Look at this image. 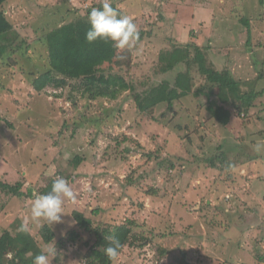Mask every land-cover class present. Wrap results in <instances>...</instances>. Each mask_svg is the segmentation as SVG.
Masks as SVG:
<instances>
[{"label": "rangeland", "instance_id": "1", "mask_svg": "<svg viewBox=\"0 0 264 264\" xmlns=\"http://www.w3.org/2000/svg\"><path fill=\"white\" fill-rule=\"evenodd\" d=\"M5 1L3 9L12 23L25 27L23 38L31 48L28 61L16 55L5 66L0 64V181H25L24 190L33 188L35 196L51 179L65 175L76 201L65 200L64 222L50 225L31 221L33 199L2 200L0 236H16L17 246L26 245L35 256L47 245L40 231L48 225L57 248L51 264H85V244L93 239L76 225L73 214L82 211L102 225L134 221L135 234L148 239L142 248H125L114 264H264V152L253 150L250 136L264 141V93L259 95L264 90V4L112 0L140 31L151 28L145 18L151 12L154 39L146 37L123 51L98 41L97 53L107 59L105 72L120 74L134 92H125L115 102H92L69 87L66 92L78 97L74 106L53 97L62 90L47 89L48 100L33 95L25 86V73L39 76L47 70L56 33L57 39L72 31L85 36L89 9L100 0ZM242 17L250 21L249 27ZM180 44H191L194 54L202 51L216 71L227 70L241 83L242 94L258 95L254 106L240 113L237 101L226 105L218 100L213 107L218 115L213 116L209 102L229 90L205 91V76L192 70V93L172 107L163 104L140 113L135 95L169 82L159 57L180 49ZM68 123L82 136L72 137ZM242 140L250 147L242 148ZM222 153L237 165L218 171L201 164ZM75 157L85 159L78 168L72 164ZM188 159L192 162L187 165ZM25 223L29 231L21 230ZM74 230L81 236L76 245L68 238ZM3 241L12 246L10 239ZM162 248L168 250L165 255Z\"/></svg>", "mask_w": 264, "mask_h": 264}, {"label": "trees", "instance_id": "2", "mask_svg": "<svg viewBox=\"0 0 264 264\" xmlns=\"http://www.w3.org/2000/svg\"><path fill=\"white\" fill-rule=\"evenodd\" d=\"M6 2L7 1L4 2V0H0V64L4 66L8 61L14 60L16 55L25 57L27 58L26 61H28L30 59L28 52L31 48L27 45V42L25 41L26 39L23 38L25 27H20V25L18 27L16 24L12 23L11 19H9L6 14L5 9H3V5ZM260 3L263 5L264 0H260ZM101 6L102 1L100 0L92 7L99 8ZM112 6L117 8L115 5ZM144 13L147 12L145 11ZM150 13L151 12H148V14ZM148 14L145 18L148 25L151 24V28L146 31L139 30L140 41L138 43L143 42L146 37L152 39L155 34L153 31L155 23L150 22L151 18ZM85 21H87V19H85ZM241 21L249 27L250 21L247 18L242 17ZM57 34L58 33L54 36L56 45L54 48L52 47V53L49 58V67L47 70L39 76L37 72L25 73V76L27 77L25 86L31 90L33 95L38 96V98L47 99V89H54L55 92L62 90L60 94L54 93L53 97L56 100H67L76 106L78 97L71 91L66 92L69 87L74 88L82 98L89 99L92 102L100 100L115 102L125 92H134V87L120 74H107L105 72L103 66L107 59L103 58L100 53H97L99 47H101L98 41L93 44H88L85 40V36L79 35L76 31L68 32L60 39H57ZM168 39L169 37H165V40ZM41 41L44 44L49 42L46 41V39H41ZM190 45L182 46V44H180V49L175 48L172 53L161 54L159 57V63L160 65L166 66L165 74L169 75L170 80L167 84H156L146 94L135 95V102L140 113L148 114V112L163 104L172 107L175 102L192 93L194 79V75L191 72L192 70H195L194 74L197 72L198 74H201V76H205L206 85L202 88L205 91L213 90V88H224L229 90V94L221 93L223 95L215 96V101L209 102L210 106L208 107V111H210L213 116L218 115V110L213 108L216 103H218V100L226 105H229L232 100L237 101L240 103L238 111L240 113L248 112L254 106L253 103L258 95L256 96L253 92L242 94L241 83H238L233 77H231L227 70L223 73L216 71L214 62L207 60L202 51H198L194 54L192 51L193 48L190 47ZM194 49L196 50V47ZM209 49H212V47ZM227 49L229 51L231 50V48ZM212 54H215L216 56L217 53L212 52ZM231 55L229 57L230 60L232 59ZM8 78L9 80L11 79V77ZM0 83L2 82L0 81ZM263 93L264 90L261 91L259 95H262ZM67 128L73 129L72 137L82 136L81 133L79 135V132L71 123L67 124ZM250 136L252 137V143L255 144L257 141L255 136ZM239 143L242 148H248L251 145L249 142H244L243 140ZM59 158L62 157H58L57 159ZM248 158L251 160L256 159L257 157L249 156ZM74 160L75 161L72 162V164L78 168L83 164L85 159L75 157ZM188 162H192V159L187 160V165ZM202 163L207 164L210 168L218 171H221L224 166L229 167V165H233L234 167L237 165V163L230 161L229 156L226 153H222L221 155L217 154L214 157L207 158L206 160H203L201 164ZM171 164L176 170L180 168H178V163L176 162ZM59 174L61 175V173ZM61 177L66 179L68 176L65 177V175H61ZM56 178L57 177L51 179L50 183L45 187H42L39 193L47 194L50 192L52 183ZM5 182L6 181H0V202L5 200L8 203L12 198L16 197L21 199L26 198L27 200L34 199L33 188H29L28 191L24 190L25 181H17V184ZM153 195L154 193H147L148 197H153ZM5 204L1 205V207L4 208ZM99 214V211H95L96 217H98ZM73 217L76 220L77 227L81 229V231L89 234L91 239H93L92 243L88 241L85 244V246H88V251L84 256L85 264H114V262L110 261L104 253V249L109 246V242L104 239L106 236L115 234L123 245L120 250L121 253L127 247L142 248L148 242V239L143 235L141 237L138 234H135V227L137 224L134 221H126V223L116 225H102L103 223H96L94 219L86 217L85 212L82 211L74 212ZM40 235L46 244H50L55 240V233L48 225L41 229ZM174 235L175 233L170 234V236ZM163 236L166 237L165 234ZM28 238H30V236L26 237V239ZM68 238L71 239L72 244L76 245L80 241L81 236L74 230L69 234ZM5 239H10L12 241V246H8L7 242L5 243L3 241ZM18 243L20 245V240L16 236L8 235L7 238L6 236L3 238L0 236V264H33L34 251L27 250L29 248L25 247L26 245L19 247L17 246ZM160 252L162 255H165L168 250L162 248L160 249ZM38 254H40V252L36 255ZM260 261L261 263L264 262V255L260 257ZM180 264L189 263L182 260Z\"/></svg>", "mask_w": 264, "mask_h": 264}, {"label": "clouds", "instance_id": "3", "mask_svg": "<svg viewBox=\"0 0 264 264\" xmlns=\"http://www.w3.org/2000/svg\"><path fill=\"white\" fill-rule=\"evenodd\" d=\"M89 28L85 33V40L88 44L97 41L111 43L120 51L131 50L140 41V33L133 18L123 14L112 6V0H102V6L92 7L87 16ZM257 153L264 152V141H257L253 145ZM229 167H233L229 165ZM65 200L75 202L76 193L69 182L63 177H57L47 194H36L30 207V217L33 223L46 222L47 224L63 223L65 215L63 205ZM22 231H29L27 223L21 226ZM109 246L104 249L105 255L112 262L120 256L123 245L115 234L104 237ZM57 256L55 243H50L42 248L40 254L35 255L33 264H51Z\"/></svg>", "mask_w": 264, "mask_h": 264}, {"label": "crops", "instance_id": "4", "mask_svg": "<svg viewBox=\"0 0 264 264\" xmlns=\"http://www.w3.org/2000/svg\"><path fill=\"white\" fill-rule=\"evenodd\" d=\"M201 26H203V25H201ZM262 222H263V220H262ZM262 224H263V223H262ZM262 224H261V225H262ZM263 227H264V226H263ZM226 263H227V262H226Z\"/></svg>", "mask_w": 264, "mask_h": 264}]
</instances>
